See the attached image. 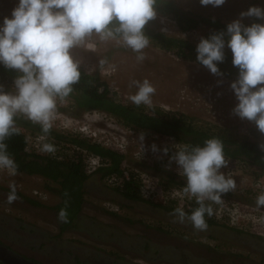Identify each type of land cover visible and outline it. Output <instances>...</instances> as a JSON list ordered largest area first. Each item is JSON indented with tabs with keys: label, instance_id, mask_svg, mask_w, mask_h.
<instances>
[{
	"label": "rangeland",
	"instance_id": "374dc122",
	"mask_svg": "<svg viewBox=\"0 0 264 264\" xmlns=\"http://www.w3.org/2000/svg\"><path fill=\"white\" fill-rule=\"evenodd\" d=\"M172 1L181 9L195 15L227 23L239 18L240 13L250 6L264 7V0H226V3L220 7L202 6L199 0ZM17 4L18 0H0V22L4 17L11 16ZM243 22L251 24L257 21L254 17H246ZM146 28L168 36L186 39L195 45L206 33L205 27L182 31L170 15L159 12L156 18L149 21ZM143 51L145 59L138 61L137 54L118 40H102L93 33L72 49V55L79 62L80 69L89 74H98L102 80L106 81L116 100L121 103L133 104L129 96L135 94L137 89L132 82L148 79L156 91L152 96V105H143L147 111L160 109L164 112L183 113L196 126L203 129L218 131L231 139L250 137L261 143L264 142V134L258 131L254 122L242 120L233 113V108L238 101L230 84L237 77H229L223 71V76L213 75L197 61L179 58L174 53L161 49L150 39L148 47ZM225 51L231 53L230 49L226 48ZM0 85L5 91L15 92L14 83L0 82ZM74 104L67 97L63 100L57 99L51 128L60 134L79 136L80 128L86 127L91 132H97L100 139L116 137L127 146L126 170L129 176L131 172H135L138 178L145 175L146 178L157 182L160 190L168 191L170 198L175 191L174 188L184 191L186 178L179 175L178 166L174 161L169 166V157L173 155L175 148L170 146L168 155H164L162 149L166 145L169 146V142L161 139L165 136L172 137L178 146L185 145L183 142L171 135H159L126 127L116 117L105 112L82 110ZM19 115L29 120L22 114ZM22 130L26 134L27 151L30 154L40 156L55 154L53 156L59 158L73 157V147L68 146L69 143H58L48 136L31 132L26 128ZM142 132L145 134L144 145L139 139ZM45 143L54 145L55 151L42 152L41 148ZM153 143L158 145L160 152L152 151ZM141 148L142 150L150 149L151 153L155 154L150 158L149 164L136 158V153ZM227 160L228 166L221 171L226 177L229 174L235 180L236 188L234 191L222 194L221 203L216 204L210 201L213 215L228 228L239 226L264 233V207L256 205L257 197L264 194V173L238 160ZM1 171L0 221L3 223V228L9 232L0 235V243L38 264H71L73 250L77 254L88 253L105 259L110 258L113 261L117 260L120 264H130L138 252L145 251L143 248L148 240H152L151 244L164 250H167L171 243H182L193 251L198 252L200 249L202 254H206L205 252L209 250L207 245L216 244L213 240L206 239L205 235H199L198 240L203 243L197 242L194 246L188 240L194 236L193 234H188V238L173 234L172 228L176 232H183L178 218L174 215V210L187 209L190 205L182 206L181 204L174 208L171 207L170 202L150 201L153 205L167 209L158 212L150 206L139 203H130L126 206L128 202L113 190L118 184L112 182L110 177L102 180L101 175L97 173L90 175L87 180L84 189L85 199L80 211L87 224H90L86 228L88 232L97 236L95 239L89 238V235L69 230L73 227L69 226L70 223L60 225L62 222L58 220L55 213L58 211L54 208L59 202V198L54 195L55 189L58 188L56 183H51L41 176L17 172L15 175H10L7 170ZM174 177H177L179 181L182 180L183 184L169 185V179ZM10 185L15 186L18 197L12 203H9L7 199L11 190ZM110 207H118L119 211L115 212ZM170 207L171 209H168ZM234 211L238 220L231 221L228 214L232 215ZM173 219L174 222H171ZM67 226L69 229L65 231ZM206 241L208 243H205ZM217 242L228 251L237 248L226 239ZM239 247L242 246L239 245ZM238 250L244 257L246 256L245 249ZM250 253L254 258L251 260L261 259L259 254ZM208 257L213 258L210 255Z\"/></svg>",
	"mask_w": 264,
	"mask_h": 264
},
{
	"label": "clouds",
	"instance_id": "9594fccd",
	"mask_svg": "<svg viewBox=\"0 0 264 264\" xmlns=\"http://www.w3.org/2000/svg\"><path fill=\"white\" fill-rule=\"evenodd\" d=\"M202 6L220 7L226 0H199ZM158 15L157 0H18L11 16L0 22V65L17 73L15 92L5 91L0 85V170L15 175L17 165L7 151L5 140L18 134L15 118L22 114L39 124L44 133L52 127L57 99L63 100L73 91L81 76L79 62L72 49L93 33L102 40H118L145 59L144 49L149 45L146 25ZM246 17L257 22L245 24ZM264 7L253 5L240 13L239 18L227 24L226 29L202 37L197 44V61L210 73L223 76L219 67L225 59V49L232 53V64L239 70L230 84L238 103L233 113L242 120L254 122L264 134ZM135 94L129 100L136 106L152 105L155 87L148 79L134 80ZM139 139L144 145L145 134ZM169 166L174 161L179 175L186 178L184 191L195 198L199 207L189 215L182 208L174 210L179 222L190 221L193 228L206 230L205 216L213 215L211 204L221 203L222 194L234 191L235 180L226 177L222 168L229 161L223 143L218 138L207 139L201 145H172ZM260 147L264 149V144ZM152 151L161 149L153 143ZM42 152L53 153L55 147L45 143ZM169 146L162 152L168 155ZM126 154V153H124ZM8 202L18 197L10 185ZM257 207H264V194L256 199ZM58 220L68 222L66 209L58 212Z\"/></svg>",
	"mask_w": 264,
	"mask_h": 264
},
{
	"label": "trees",
	"instance_id": "16d2710c",
	"mask_svg": "<svg viewBox=\"0 0 264 264\" xmlns=\"http://www.w3.org/2000/svg\"><path fill=\"white\" fill-rule=\"evenodd\" d=\"M158 12L170 15L182 31H190L206 28L204 37H209L212 33L226 29L227 22L210 19L200 15H195L189 11L181 9L172 0H157ZM148 38L155 42L161 49L174 53L182 59L197 61V52L194 43L164 33L145 29ZM198 62V61H197ZM199 63V62H198ZM221 71L229 77H238L239 70L232 64V54L225 51V59L219 63ZM81 76L79 81L74 84L73 91L67 96L82 110L102 111L116 117L124 126L135 128L138 131H150L159 135H171L177 140L187 145H201L209 138H218L223 143L226 159L238 160L250 166H254L264 173V149L260 147L264 142H259L245 137L242 139H231L226 135L196 126L183 113L164 112L160 109L147 111L143 105L121 103L116 100V96L110 90L108 83L102 80L98 74H89L80 69ZM17 73L6 69L0 65V82L14 83ZM15 126L19 130L5 140L9 155L15 160L17 173L41 176L51 183H56L55 189L59 196V202L54 208L59 212L62 208L66 209L69 224L72 219L80 213L85 199V186L89 176L82 157L63 158L58 156L34 155L27 152V137L24 128L35 133L50 137L56 142L69 143L87 153L101 157L106 165L95 173L101 175V179L111 176L123 177V164L126 162V154H122L101 144L93 143L88 139L74 134H60L53 128L48 133H44L39 124L31 120L24 119L21 115L15 118ZM22 128V129H21ZM55 155V154H54ZM108 164V165H107ZM94 173V174H95ZM169 185H182V180L170 178ZM113 190L130 199H141L142 186L135 172L130 173L129 179H122V182ZM144 199V198H143ZM33 203H37L32 201ZM205 204H211L205 201ZM191 209L188 214L199 207L196 200L191 201ZM212 206V204H211ZM205 217H208L207 215ZM1 263V262H0ZM3 264V263H2Z\"/></svg>",
	"mask_w": 264,
	"mask_h": 264
},
{
	"label": "flooded vegetation",
	"instance_id": "af4514ba",
	"mask_svg": "<svg viewBox=\"0 0 264 264\" xmlns=\"http://www.w3.org/2000/svg\"><path fill=\"white\" fill-rule=\"evenodd\" d=\"M174 178H177V177H174ZM54 195H56L57 198H59L57 192H55ZM118 195L128 202L126 206H129L130 203L131 204L139 203V204L150 206L157 212L167 210L164 207L151 204L149 200H145V199L144 200L142 199L133 200V199L124 197L123 195H120V194ZM121 205L125 207L123 203H121ZM170 205L171 207H174V208L176 207V205L179 206L178 204H175V203H172ZM171 207L168 209H171ZM110 209L115 212L119 211L118 207H115V208L110 207ZM190 209H191V206H189V208L187 209H184V211L188 213L187 210H190ZM55 213L58 216V213L57 212ZM205 218L208 224V227L206 230H203V231L197 230L193 228L190 221L185 220V222L183 223L178 221L179 225L183 228L182 230L183 232L181 231L176 232L173 230L174 228H172V231H173V234H178L177 236L181 235L184 238H188V234H193L194 236H191L190 238H188V240L194 246L197 242L203 243L200 240H198L199 235H205L206 239L213 240V242H216V244L212 243L206 246L209 249L205 252L206 254H202L200 252V249L198 252L193 251L192 248L182 243H173V244L168 243L170 245L169 248L167 250H164L163 248H160L154 244H151L150 242L152 240H148L145 243L144 248H143L148 253H146L145 251L138 252V255L136 254L134 258H132L133 260H131L130 264H140L141 262H145L146 264H264V233L254 232L252 230H248L245 228L243 229L242 227L240 228L239 226L228 228L227 226H223V224H221L214 215H212L211 217H205ZM171 222H174V219L171 220ZM63 224L64 223L60 225L64 226ZM70 224L71 225L69 226L71 227L73 226V227L69 229V227L67 226L66 229L64 228L65 231L69 229L72 231L79 232L81 234H85L86 236L89 235L88 236L89 238H93V239L97 238L96 235L89 233L88 230L86 229L87 227L90 226V224L89 223L87 224V222L85 221V218L81 215V213H79L75 219H72ZM7 232L9 231L3 228V223L0 221V235H2V233L5 234ZM224 239L229 240V242L234 247H237V248L228 251V249H225L224 246H220L217 241H222ZM205 243H208V242L206 241ZM0 244L4 246V244L2 243ZM202 245H206V244H202ZM239 245H241L242 247H239ZM6 248L12 251L10 247L8 246ZM241 248L247 251V254L245 257L243 256L242 252L238 250ZM250 252H252L253 254H259L261 256V259H258V260L255 259V261L251 260L254 258ZM15 254L21 258L27 259L29 261H33L30 258L21 256L17 253ZM71 255H72V260H73L71 264H73L74 262L78 264H120L117 262V260L113 261V259H110V258L105 259L100 256H96V255L94 256L88 253L86 254L78 253L77 254L74 252V250L71 252ZM208 255L212 256L213 258L208 257ZM225 256H228L232 259L227 258ZM238 261H241V262L239 263ZM33 262L37 263L36 261H33Z\"/></svg>",
	"mask_w": 264,
	"mask_h": 264
},
{
	"label": "built area",
	"instance_id": "2783aa9c",
	"mask_svg": "<svg viewBox=\"0 0 264 264\" xmlns=\"http://www.w3.org/2000/svg\"><path fill=\"white\" fill-rule=\"evenodd\" d=\"M80 137L85 138L90 140L93 143H97V144H101L102 146L106 147V148H110L112 150H115L117 152H120L122 154L126 153L127 151V146L126 144H123L122 140H119L118 138L114 137V138H108V137H103L102 139L99 138V134L97 132H91L90 130H88V128L86 127H82L80 128ZM162 141H166L169 142V147L174 145L176 142L174 141V138L172 137H168L165 136L161 139ZM68 146L73 147V157L72 158H77L78 156H80V158L82 157V160H84V164H85V168L88 172V174H93L95 173L97 170H99L101 167L106 165V162L99 156H96L94 154H89L84 150L79 149L78 147H75L71 144H67ZM28 152V151H27ZM29 153V152H28ZM54 155V154H53ZM155 154L151 153L150 149H145L142 150V148L136 153V158L141 159L143 162L145 163H150L149 160L151 157H153ZM59 159H63V158H59ZM108 165V164H107ZM123 177L122 178H118L117 176H111L110 180L112 182H114L116 185L120 184L122 182V179H129V173L126 170V163L123 164ZM6 171V170H3ZM0 172H2L0 170ZM228 177L229 174L227 175ZM141 182V186H142V196L144 199L149 200V201H156L159 203H180L178 204L179 206L182 204V206H186V205H191V201L194 199H189L188 194H186L184 191H182L181 189L178 188H174L173 190H175L174 192H172V198L169 197V193L168 191H165L163 189H159L158 183L154 182L153 180H150L148 178H146L145 175L141 176L138 178ZM171 199V200H169ZM169 200V201H168ZM222 210V209H221ZM229 219L231 221L234 220H238V217L234 211V213L232 215H229Z\"/></svg>",
	"mask_w": 264,
	"mask_h": 264
},
{
	"label": "water",
	"instance_id": "95a60500",
	"mask_svg": "<svg viewBox=\"0 0 264 264\" xmlns=\"http://www.w3.org/2000/svg\"><path fill=\"white\" fill-rule=\"evenodd\" d=\"M0 262L3 264H38L33 261L21 258L8 248L0 244Z\"/></svg>",
	"mask_w": 264,
	"mask_h": 264
}]
</instances>
